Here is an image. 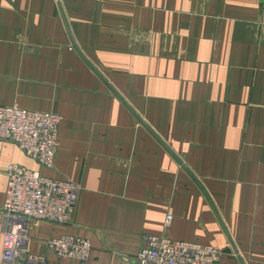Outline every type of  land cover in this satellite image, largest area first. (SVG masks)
<instances>
[{"label": "crops", "instance_id": "0c3cea01", "mask_svg": "<svg viewBox=\"0 0 264 264\" xmlns=\"http://www.w3.org/2000/svg\"><path fill=\"white\" fill-rule=\"evenodd\" d=\"M0 105L60 117L51 168L0 140V254L17 163L81 186L68 222L28 223L45 264H137L146 235L264 264V2L0 0Z\"/></svg>", "mask_w": 264, "mask_h": 264}, {"label": "built area", "instance_id": "2783aa9c", "mask_svg": "<svg viewBox=\"0 0 264 264\" xmlns=\"http://www.w3.org/2000/svg\"><path fill=\"white\" fill-rule=\"evenodd\" d=\"M59 115L0 105V140L15 143L23 153L44 168L53 165ZM3 232L0 264H45L44 255L28 250V223L33 220L66 223L75 211L81 186L56 179L29 167L11 163L5 170ZM171 216L168 215V223ZM145 246L135 255L137 264H218L220 252L212 245L146 235ZM57 257L88 260L87 238L60 235L46 241Z\"/></svg>", "mask_w": 264, "mask_h": 264}, {"label": "rangeland", "instance_id": "374dc122", "mask_svg": "<svg viewBox=\"0 0 264 264\" xmlns=\"http://www.w3.org/2000/svg\"><path fill=\"white\" fill-rule=\"evenodd\" d=\"M199 188V187H198ZM197 188V190H198V192H200V194H201V197H204L205 198V200H210V201H212V205H215L214 207H216V203L213 201V199H212V197H211V195L210 194H208L207 193V195H204V193L200 190V189H198ZM214 210V209H213ZM216 212H217V214L219 215V212H218V209H216ZM227 231V233H228V229H227V227L225 226V232ZM224 232V233H225ZM224 235H226V234H224ZM227 238V237H226ZM219 248H218V250H219V252H220V256H222V255H224V256H226V257H228L229 259H231V260H233V261H235L236 260V255H235V253H234V251H233V249H232V246H231V243L229 242V240L228 239H224V241L222 242V244L221 245H217ZM223 256V257H224ZM221 259H220V257H219V260H218V263H219V261H220ZM237 261V260H236ZM136 262V261H135ZM220 264H222V262H220Z\"/></svg>", "mask_w": 264, "mask_h": 264}, {"label": "water", "instance_id": "95a60500", "mask_svg": "<svg viewBox=\"0 0 264 264\" xmlns=\"http://www.w3.org/2000/svg\"><path fill=\"white\" fill-rule=\"evenodd\" d=\"M261 2H264V0H260Z\"/></svg>", "mask_w": 264, "mask_h": 264}, {"label": "bare ground", "instance_id": "6f19581e", "mask_svg": "<svg viewBox=\"0 0 264 264\" xmlns=\"http://www.w3.org/2000/svg\"><path fill=\"white\" fill-rule=\"evenodd\" d=\"M216 248V247H215ZM219 251V250H218ZM220 257V256H219ZM219 264V263H218Z\"/></svg>", "mask_w": 264, "mask_h": 264}]
</instances>
